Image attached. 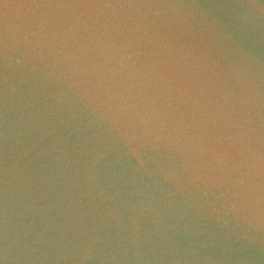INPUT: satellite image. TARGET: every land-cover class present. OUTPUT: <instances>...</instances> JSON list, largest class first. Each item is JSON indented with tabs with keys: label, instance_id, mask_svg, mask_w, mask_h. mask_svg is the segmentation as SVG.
Segmentation results:
<instances>
[{
	"label": "clouds",
	"instance_id": "1",
	"mask_svg": "<svg viewBox=\"0 0 264 264\" xmlns=\"http://www.w3.org/2000/svg\"><path fill=\"white\" fill-rule=\"evenodd\" d=\"M0 264H264V0H0Z\"/></svg>",
	"mask_w": 264,
	"mask_h": 264
}]
</instances>
